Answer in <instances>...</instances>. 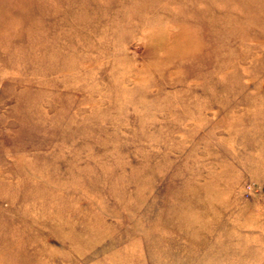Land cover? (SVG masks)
Wrapping results in <instances>:
<instances>
[{"label":"rangeland","instance_id":"374dc122","mask_svg":"<svg viewBox=\"0 0 264 264\" xmlns=\"http://www.w3.org/2000/svg\"><path fill=\"white\" fill-rule=\"evenodd\" d=\"M0 264H264V0H0Z\"/></svg>","mask_w":264,"mask_h":264}]
</instances>
